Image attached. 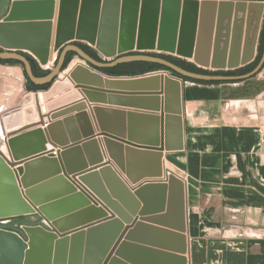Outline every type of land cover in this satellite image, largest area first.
Segmentation results:
<instances>
[{
  "label": "water",
  "instance_id": "water-1",
  "mask_svg": "<svg viewBox=\"0 0 264 264\" xmlns=\"http://www.w3.org/2000/svg\"><path fill=\"white\" fill-rule=\"evenodd\" d=\"M244 1L163 0L159 10L155 0H10L0 19V60L20 65L0 66L19 67L23 79L11 100L0 103V225L16 217L30 224L18 231L0 228V264H147L132 254L134 250L187 264L184 184L173 174L159 181L165 177L163 155L184 148L183 82L159 73L111 78L95 69L140 61L197 81L251 79L263 68L264 46L255 68L239 76L197 74L157 57L128 55L134 50H155L191 59L211 71L243 67L256 56L264 21V0ZM7 4L8 0L0 17ZM79 40L95 45L104 56L116 51L119 55L96 61L72 44ZM52 52L59 56L44 70L49 73L33 76L23 54L43 65ZM69 52L86 66L76 64L69 69L68 65L61 71ZM66 71L60 86L45 101L44 93ZM29 83L49 84V88L33 91ZM29 95L34 97L33 110L27 111L32 119L22 123L20 110ZM85 101L108 107L93 106L89 118ZM72 102L74 106L67 110L53 112ZM72 112L76 114L51 122ZM44 118L46 128L30 130L45 126ZM75 123L83 141L74 132L69 144L63 128L72 129ZM94 129L103 137L108 158L104 164ZM47 145L57 149L56 157L46 152ZM82 150L89 152L86 164ZM75 157L77 162L72 161ZM20 164L21 168H15ZM41 168L54 172H38ZM49 186L67 198L48 196ZM66 200L78 201L84 212L97 217L83 223L75 221L80 214L64 217ZM138 229L170 235L180 244L172 252L160 240L133 244Z\"/></svg>",
  "mask_w": 264,
  "mask_h": 264
},
{
  "label": "crops",
  "instance_id": "crops-1",
  "mask_svg": "<svg viewBox=\"0 0 264 264\" xmlns=\"http://www.w3.org/2000/svg\"><path fill=\"white\" fill-rule=\"evenodd\" d=\"M186 61L195 65L192 60ZM76 64L86 66L81 61L73 66ZM15 83L20 87L22 81L17 78ZM181 95L184 148L180 152L163 155L165 177L159 181L165 182L166 176L173 174L184 184L183 235L187 244L184 255L187 264H264V67L253 78L238 83L206 87L183 83ZM74 104L69 103L53 112H62ZM85 104L84 112L89 118L93 106L108 107L88 101ZM75 114L72 112L51 122L62 121ZM43 122L45 126L30 130L46 128L48 120L44 118ZM74 132L82 138V130L77 123L72 129L64 126L67 143L71 144ZM97 134L94 129V139L102 151L101 164H104L108 158L101 141L103 137ZM46 148V152L52 151L56 157V148L50 145ZM86 152H81L85 164L89 153ZM78 159L75 157L72 161L77 162ZM21 167L22 164L15 168ZM90 169L88 167L87 170ZM38 172L54 171L41 168ZM58 192L54 186L47 189L48 196L57 194L60 198H67L68 195ZM63 205L67 210L64 217L80 214L76 216L77 222H89L97 217L94 213L84 212L86 208L78 201L66 200ZM173 219L171 213L170 222ZM167 224L173 228L172 223ZM23 226L18 228L22 230ZM133 235V244L160 240L171 252L176 251L180 244L170 235L144 229L136 230ZM132 254L147 264H177L166 256H152L135 250Z\"/></svg>",
  "mask_w": 264,
  "mask_h": 264
},
{
  "label": "trees",
  "instance_id": "trees-1",
  "mask_svg": "<svg viewBox=\"0 0 264 264\" xmlns=\"http://www.w3.org/2000/svg\"><path fill=\"white\" fill-rule=\"evenodd\" d=\"M73 45L77 46L80 48L85 54H87L89 57L92 59L101 62V58L97 55V53L88 45L80 42H72ZM263 46H264V21L262 23V28L260 30V34L258 37V43L256 47V56L254 60L241 67L237 68L234 70H227V71H210V70H204L201 68L196 67L192 63L187 62L184 59L172 56V55H167V54H162V53H154V52H144V53H137V52H132L128 53V55H133V54H145L153 57H157L163 60L168 61L169 63L185 70L188 72L192 73H197V74H203V75H212V76H239V75H244L252 71L255 66L258 64L259 59L261 57L262 51H263ZM26 60L28 61L31 71L33 76L37 78H41L46 76L49 71H44L42 70L37 62L29 55L23 54ZM59 56V53H58ZM57 56V59H58ZM75 57V54L72 52H69L66 54L64 63L62 65V70L63 71L70 63V61ZM57 62V61H56ZM1 64H6V65H20L18 62L14 61H1ZM56 64V63H55ZM264 67V65H263ZM97 72L100 74L111 77V78H135V77H142L150 73H155V72H166L168 73L171 77L177 78L183 83H191L194 85H199V86H218L221 84L225 83H238V82H218V81H197L189 78H184L176 74L175 72L169 70L168 68H165L164 66H161L159 64H154V63H148V62H140V61H135V62H128V63H121L117 64L116 66L112 68H103V69H95ZM29 87L33 91H44L49 88V84H45L42 86H35L33 84L29 83ZM0 88H1V82H0ZM8 220V223L5 225H0V228L2 229L3 227L6 228V230H16L18 231V227L21 225H29L30 223L28 220L24 217H16V218H10V219H5ZM5 230V229H4Z\"/></svg>",
  "mask_w": 264,
  "mask_h": 264
},
{
  "label": "rangeland",
  "instance_id": "rangeland-1",
  "mask_svg": "<svg viewBox=\"0 0 264 264\" xmlns=\"http://www.w3.org/2000/svg\"><path fill=\"white\" fill-rule=\"evenodd\" d=\"M141 1V0H140ZM155 1H157L158 2V5H157V8H159V10H161V8H162V5H161V2L163 1V0H155ZM181 2H183V0H180ZM245 3H250L251 1H249V0H245L244 1ZM9 3H10V0H8V4H7V8H6V10L8 9V5H9ZM198 3H201V0H198ZM264 4V3H263ZM5 10V11H6ZM161 11H159V13H160ZM4 15V14H3ZM52 22H53V20H51ZM260 28H262V24H261V26H260ZM79 42H81V43H84V44H87L89 47H91L96 53H97V55L101 58V59H103V60H111V59H113L114 57H116V56H118L119 55V53H117V51L113 54V55H109V56H104L102 53H100L97 49H96V47H95V45H90L88 42H86V41H84V40H79ZM157 43V42H156ZM135 51H137V50H134V52ZM140 51V50H139ZM141 51H144V52H154V53H156L157 51H155V50H141ZM53 53V52H52ZM162 53V52H161ZM163 54V53H162ZM172 56H174V55H172ZM187 60H191V59H187ZM76 62H80L79 60H77V58H73L72 59V62L69 64V69H71L72 67H73V65H74V63H76ZM72 66V67H71ZM71 67V68H70ZM17 69H18V71L20 72V74H21V70H20V68L19 67H17ZM68 69V70H69ZM211 71V70H210ZM68 72V71H67ZM66 72V73H67ZM159 74H164V73H159ZM21 76H22V74H21ZM17 78L18 77H12V76H7V75H5V74H0V82H1V88H0V103L2 102V103H8L10 100H11V97L15 94V92L17 91V89H19L20 87H19V85L17 84V85H15L16 83L15 82H17ZM21 81H22V77H20L19 78ZM172 169H174V170H176V168H174V167H172Z\"/></svg>",
  "mask_w": 264,
  "mask_h": 264
},
{
  "label": "bare ground",
  "instance_id": "bare-ground-1",
  "mask_svg": "<svg viewBox=\"0 0 264 264\" xmlns=\"http://www.w3.org/2000/svg\"><path fill=\"white\" fill-rule=\"evenodd\" d=\"M0 74H5L7 76L18 77V78L22 77L20 72L18 71L17 67H2V66H0ZM62 80L63 79L59 78V80L56 82V85L53 87V89H51V91H49L48 93L47 92L44 93L43 96H44L45 101H47L48 99L51 98V97L50 98H48V97L58 88V86H60ZM33 107H34L33 95L26 96L25 97V103L20 110V112L22 113V123L32 119V116L31 117L28 116V112H29V110H31V108L33 110Z\"/></svg>",
  "mask_w": 264,
  "mask_h": 264
},
{
  "label": "built area",
  "instance_id": "built-area-1",
  "mask_svg": "<svg viewBox=\"0 0 264 264\" xmlns=\"http://www.w3.org/2000/svg\"><path fill=\"white\" fill-rule=\"evenodd\" d=\"M56 58H57V52H53V53L51 54L50 59H49L48 61H46L45 64H43V65H39V67H40L42 70H47V69H49V68L52 66V64L54 63V61L56 60ZM155 73H164V74H166V75H169V74L166 73V72H155ZM150 74H154V73H150ZM147 75H149V74H147ZM169 76H170V75H169ZM170 77H171V76H170ZM172 78H174V77H172ZM174 79H177V78H174ZM177 80H179V79H177Z\"/></svg>",
  "mask_w": 264,
  "mask_h": 264
},
{
  "label": "flooded vegetation",
  "instance_id": "flooded-vegetation-1",
  "mask_svg": "<svg viewBox=\"0 0 264 264\" xmlns=\"http://www.w3.org/2000/svg\"><path fill=\"white\" fill-rule=\"evenodd\" d=\"M6 3H7V0H0V11H2V9L5 7ZM1 17H3V15ZM20 89H21V86L19 89H17V91H19Z\"/></svg>",
  "mask_w": 264,
  "mask_h": 264
}]
</instances>
